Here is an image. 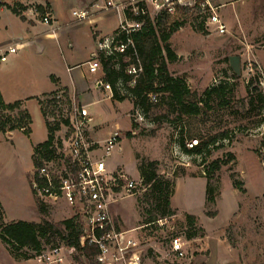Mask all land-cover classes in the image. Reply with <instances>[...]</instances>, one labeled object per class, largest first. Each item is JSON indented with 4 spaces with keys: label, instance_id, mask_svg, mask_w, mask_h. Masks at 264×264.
I'll return each mask as SVG.
<instances>
[{
    "label": "rangeland",
    "instance_id": "obj_1",
    "mask_svg": "<svg viewBox=\"0 0 264 264\" xmlns=\"http://www.w3.org/2000/svg\"><path fill=\"white\" fill-rule=\"evenodd\" d=\"M20 1L0 0L6 5L2 6L4 13L0 16V43L13 44L22 34L21 28L25 24L12 11H7V6H17ZM196 1V4L191 1V6H182L175 14L185 25L174 34V47L169 42L172 49L179 51L180 58L169 62L168 68L173 77L182 79L190 89L193 94L190 102L197 103L198 114H168L166 108L160 106L149 116L142 115L140 120L131 98L116 106L102 96L99 102L87 106L94 120L91 127H98L94 131L96 135L107 127L113 131L119 130L121 139L108 163L113 167L115 159L119 161L123 158L130 163L132 171L135 169L139 172L136 178L129 176L138 183L136 194L120 198L114 204L122 206L128 214L137 216L138 210L145 223L147 216L143 211L156 204L153 184L146 185L139 171L150 162L157 163L160 177L174 181L173 191L177 185L179 202L193 204L195 211H201L208 185L215 198L214 203H206L202 216L196 217L195 226L186 219L187 213H178L171 208L174 214L162 218L160 209L155 210L153 215L157 220L137 231L142 264H264V0H228L222 3L221 8L211 0L226 25L223 35L206 28V16L198 5L202 0ZM36 6L28 5V8L36 9ZM147 9L152 19L158 16L149 5ZM46 11L52 12L49 8ZM102 17L93 22L97 21V27L109 36L120 26L121 17L125 19L122 11L119 15L106 11ZM38 19L41 22V17ZM38 28L42 29L43 26ZM88 32H91L90 27L79 28L68 35L70 39L80 37L73 49L65 36V53L72 54L76 59L86 56ZM13 55L10 54L8 61L0 64V67L11 66ZM218 86L226 88L228 104L220 105L219 98L214 94L206 105L205 92ZM130 103L131 107L128 108ZM73 104L80 105L71 101L66 103L65 111L55 113V120L62 121ZM115 123L120 128L115 127ZM134 123L136 128H133ZM66 131L62 124L56 133L59 148H64L67 143ZM128 132H131L130 137L127 136ZM223 133H227L228 137L218 138V142L208 148L209 153L189 154L179 143L181 136H184L186 148L191 149L190 143L196 147L199 144L194 141L201 143ZM190 135L199 137L190 138ZM2 146L0 143V167L5 161L1 155ZM216 160L228 163L214 173L208 182L205 173ZM8 165L13 168L21 166L15 155L9 157ZM34 172L35 167L31 179ZM198 176L205 178L204 187L196 184L195 177ZM17 184L19 187V182ZM33 198L32 187L22 189L20 195L18 191L15 197L9 195L4 201L5 219L41 221ZM47 207L49 220L53 223L74 216V211L64 203L47 204ZM207 213L216 215L209 217ZM3 223V219H0V226ZM193 232L197 237L188 240L187 235ZM174 237H180L184 243L185 256L180 260L171 254V240ZM42 242L46 245L44 240ZM83 261L87 264L85 259ZM0 264L35 263L30 258L26 259L22 252L19 255L12 253L0 239Z\"/></svg>",
    "mask_w": 264,
    "mask_h": 264
},
{
    "label": "built area",
    "instance_id": "obj_2",
    "mask_svg": "<svg viewBox=\"0 0 264 264\" xmlns=\"http://www.w3.org/2000/svg\"><path fill=\"white\" fill-rule=\"evenodd\" d=\"M191 1L196 0H104V10L121 11L127 14L120 23L117 32L112 36L102 39L98 43V50L103 51L106 56L115 52L124 53L132 44L130 38L126 42L119 39L122 33L129 35L131 32L141 28L142 23L135 21V17H150L147 5L157 14L166 12L175 15L182 6H191ZM240 1V0H234ZM202 13L206 16V28L214 30L215 33L223 35L226 33V25L216 12L211 0H202L199 4ZM36 17H41V22L51 26L52 14L45 11L41 14L33 9ZM79 20L88 17L87 11L73 12ZM152 19V17H150ZM0 53V64L7 61L10 54L17 53L22 49L17 41L7 45ZM90 73H96L101 69L100 61L95 54L87 63ZM249 70L251 67L249 66ZM141 68L129 66L128 73L137 76ZM100 87L111 91L107 83L99 81ZM135 84V78L129 83ZM124 94V90H121ZM157 95H150V101L157 102ZM67 98L64 93H58L47 98V120L54 121L55 113L65 111ZM138 116L142 120L139 110ZM62 119H68L66 128V145L60 147V141L56 137L53 143L54 157L40 158L41 165L35 169L31 179V187L36 198L44 204L64 203L72 211L74 216H80L83 223V231L80 236V248L86 245L95 249V264H142L140 255V243L131 237L128 232L119 231L115 228L110 215V207L116 200L135 195L137 181L131 179L121 169H110L108 160L113 151L118 148L121 139L119 130L110 134L107 140L96 142L90 137L91 123L87 107L73 104L68 110V115ZM136 121V120H135ZM197 144V141H194ZM190 143V147H193ZM36 176V177H35ZM73 247L67 245H56L43 247L30 258L35 264H81ZM171 254L183 258L185 256L184 243L180 237L171 240Z\"/></svg>",
    "mask_w": 264,
    "mask_h": 264
},
{
    "label": "trees",
    "instance_id": "obj_3",
    "mask_svg": "<svg viewBox=\"0 0 264 264\" xmlns=\"http://www.w3.org/2000/svg\"><path fill=\"white\" fill-rule=\"evenodd\" d=\"M2 6L6 5L0 2V8ZM7 7L14 14L21 16L22 13L17 9V6ZM36 9L41 14L45 12V8L42 6H36ZM125 16L127 17V14ZM135 21L142 23L141 28L131 32L129 35L122 33L119 37L123 42H126L127 38H130L132 41V44L127 47L124 53L115 52L112 55L106 56L103 51L98 50L97 52L101 65L100 70L103 74L102 82L110 85L112 98L119 102L125 101L128 97L131 98L134 109L136 111L139 110L144 117L149 116L155 108H160V106L165 107L168 114L179 113L181 116H194L198 114L199 108L197 103L190 102V98L193 95L190 89H188L182 79L173 77L168 68L169 62L177 60V55L169 42L172 36L185 25V22H180L175 15H168L166 12L158 14L154 19L137 16L135 17ZM200 30H202V26H200ZM116 32L117 30L114 33ZM129 66L139 67L141 68V72L134 77V75L128 73ZM134 78L135 84L130 86L129 83ZM121 90H124L125 93L122 94ZM214 94L219 98L220 105L225 106L228 104V101H226V88L218 86L205 92L206 99H204V103L206 105H208L207 101ZM150 95H157V102H151ZM69 102L67 98V104ZM41 104L43 114L47 117V98L41 101ZM22 105V101L10 104L5 103L0 92L1 133L7 134L15 130H22L25 135H30L31 116L26 110L22 109ZM52 122L47 120V140L38 144L33 149L32 158L35 169L41 165V157L48 160L54 157V153L56 152V149L53 147L55 133L60 131L62 124L67 125L69 120H54ZM136 126L134 123L133 128H136ZM127 136L130 137L131 132H128ZM197 137L199 136L190 135V138ZM221 137L225 139L228 137V134L223 133L218 137L202 140L201 143H197L199 145L193 146L191 149L186 148L184 136H181L182 139L179 143L182 149L189 154L209 153L208 148L214 146L218 142V138ZM230 157L233 158L231 155ZM227 163L228 161L223 160L213 161L205 173L208 182L211 180L212 175L219 171L222 166L227 165ZM156 166L157 163L150 162L139 169L145 184H153L152 188L157 200L151 209L143 211L147 216L145 224L154 223L157 220L153 215L155 210L160 209L162 218H167L174 214L173 209H171L174 181L160 177L157 174ZM237 188L239 187L237 186ZM206 195L207 203L215 202L209 185L206 189ZM36 204L41 216L39 223L17 221L1 224L0 239L11 249V252L17 255L22 252L23 256L29 259L43 247L49 244H51L49 246H56L63 242L65 245L73 247L77 253H80L76 258L81 264H85L84 259L87 261V264H95V249L87 245L83 249L80 248L79 239L83 231V223L80 216H73L58 223H53L49 220L47 205L38 198H36ZM207 215L213 217L216 213H207ZM0 219H3L1 210ZM186 219L189 220L192 226L196 225L195 216L186 215ZM196 237L197 234L195 232L187 235L188 240ZM43 240L46 242V245L43 244Z\"/></svg>",
    "mask_w": 264,
    "mask_h": 264
},
{
    "label": "crops",
    "instance_id": "obj_4",
    "mask_svg": "<svg viewBox=\"0 0 264 264\" xmlns=\"http://www.w3.org/2000/svg\"><path fill=\"white\" fill-rule=\"evenodd\" d=\"M212 1H215L221 8L222 3L228 0ZM20 3L22 5L18 6ZM20 3L17 5V9L22 14L21 16H16L25 25L21 28L22 34L17 36L16 41L22 46V49L14 53V55L12 54L11 66L0 67V92L4 102L7 104L22 101V109L29 113L32 122L29 136L25 135L22 130H15L7 134L0 132V143L3 145L1 155L5 159L4 165L0 167V206L3 211L4 223L23 221L15 218L5 219L4 201L9 195L15 197L18 191L20 195L22 189L26 190V188L29 189L31 187L30 180L34 167L33 149L48 138L47 117L43 114L41 101L48 98V96L51 97L65 92V97L71 103H78L84 107L99 102V98L102 96L110 99L116 106L126 102L114 100L111 91L100 87L98 82L102 81L103 76L101 70L96 73H90L88 70L87 63L97 53L98 43L102 39L110 37L109 34L103 33L97 27V21L93 22L94 19L103 18L102 15L106 12L103 8L104 0H60V2L58 0H21ZM28 5L42 6L45 11L47 8L51 9L53 17L51 26L45 27L46 25L39 21L38 17L33 14V9L28 8ZM81 10L87 11L88 14V17L84 20H79L73 15V12ZM7 11L11 10L7 9ZM2 13H4L3 7L0 8V16ZM121 18L120 23L123 21V17ZM38 26H43V28L39 29ZM86 27L91 29V32L87 34L89 40L87 55L76 59L72 54H66L63 50L64 37L67 36V43L73 49L74 44L80 41V37L75 36L70 39L68 35L79 30V28ZM173 40L174 35L170 40L172 47H174ZM7 45L0 43V53L6 49ZM173 51L177 58H180L179 51L177 49H173ZM43 54H46V56ZM128 105V108L131 107V103ZM116 126L120 128L118 123H115ZM95 128L98 127H92L90 137L96 142L107 140L110 134L114 132L112 128L107 127L98 132L97 136L94 133ZM118 151L120 153L121 148ZM13 155L20 161L21 166L18 168L8 165L9 157ZM114 163L115 166L113 167L108 163L110 169L121 168L132 178L139 176V172L135 171V169L134 172L129 168L130 163L125 159L120 158L119 161L115 159ZM132 165L134 168V163ZM195 178L196 184L202 187L205 178L200 176ZM33 202L37 209L36 198H33ZM206 203L205 194V202L201 205V211L199 212L195 211L196 207L193 204L179 202L177 185L171 197V207L173 209L177 210L178 213L184 212L197 218L202 216ZM114 204L110 207V215L115 228L119 231L128 232L131 237L138 240L137 231L152 223L145 224L142 222V216L138 210L137 216L130 215L122 206ZM174 257L178 259V257ZM144 264L150 263L145 262Z\"/></svg>",
    "mask_w": 264,
    "mask_h": 264
}]
</instances>
